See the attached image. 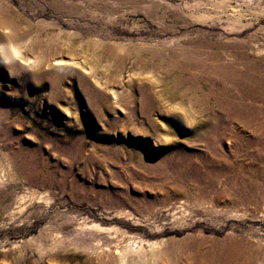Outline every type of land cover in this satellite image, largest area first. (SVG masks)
<instances>
[{"label":"rangeland","instance_id":"obj_1","mask_svg":"<svg viewBox=\"0 0 264 264\" xmlns=\"http://www.w3.org/2000/svg\"><path fill=\"white\" fill-rule=\"evenodd\" d=\"M2 1L27 36L0 39V264H264V0Z\"/></svg>","mask_w":264,"mask_h":264},{"label":"bare ground","instance_id":"obj_2","mask_svg":"<svg viewBox=\"0 0 264 264\" xmlns=\"http://www.w3.org/2000/svg\"><path fill=\"white\" fill-rule=\"evenodd\" d=\"M49 1L54 6H58L60 3L63 2V0H49ZM23 20L24 18L22 17V15L18 14L17 11L13 9L12 7H10L9 4L4 3V1H2L0 5V39L11 42V43L21 42V40H23L27 36V32L23 30V28H21L20 26V23H22ZM38 44H39V41L35 42L34 45L38 46ZM156 54L158 53L153 52L151 58L153 59L154 57H157ZM17 55L18 53L16 50H11L6 45H0V62H7V61L11 62L13 59L16 60ZM98 56L102 58V54H98ZM44 57H46V55L43 52L39 56L35 57V59L33 60L38 66H41L44 60ZM55 63L57 66H63L64 64H66L62 61L61 62L57 61ZM25 64L30 65L28 62ZM150 65H151V61H148L146 66H150ZM14 67L19 69V66H14ZM178 70H179L178 72L177 70L176 71L172 70V72H170L168 76V79L164 82L165 85H164L163 92L165 91L170 96L179 95V92H180L179 88L182 86L184 82H187V80L182 79V73L186 71V68H181ZM179 72L181 73V75L179 74ZM239 76L241 77L243 81L246 80L244 79L246 78L244 77V75L239 74ZM194 78L195 77L191 76L190 77L191 81H193ZM211 93H213L212 90H210L208 94L207 93L204 95L202 94L203 96L197 99V103L201 105L199 106L201 110H206L207 103L205 102L204 99H207L208 95ZM187 94L188 93L183 92L180 94V97L184 99V97H186ZM243 246L244 245H241L240 243L239 244L238 243L222 244L217 247H209L206 249L199 248L196 250L195 253H189L188 255L182 251L178 252L175 249H171L170 254L168 253L167 257L165 256L163 257L162 264H164L163 263L164 261H168V263L170 264H180L183 259H185L186 261L184 260L182 264H250L251 263L250 257L249 255L243 252ZM94 251L109 253L111 254V258L103 259L100 256H96V259L90 258V259L85 260L86 261L85 264H131V262L136 263L137 258L140 259V257L144 256V255L141 256V254H139V256L131 258V261H130L129 255L125 248L114 247L111 245H104V246L102 245L99 247V249H96ZM132 251L134 252L137 250L133 249ZM150 251L155 255H157V253H160L159 250H157L154 246L150 247ZM180 252H182V255L184 256V258L181 257V254H179ZM177 255H178L177 258L179 260L176 259ZM153 260H155L154 257H153Z\"/></svg>","mask_w":264,"mask_h":264}]
</instances>
